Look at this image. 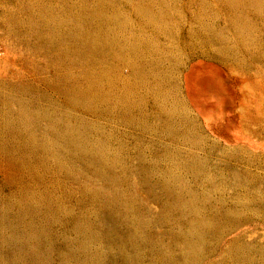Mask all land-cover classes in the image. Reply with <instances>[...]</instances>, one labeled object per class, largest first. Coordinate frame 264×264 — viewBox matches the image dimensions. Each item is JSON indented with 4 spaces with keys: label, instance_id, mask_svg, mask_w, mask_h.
<instances>
[{
    "label": "rangeland",
    "instance_id": "374dc122",
    "mask_svg": "<svg viewBox=\"0 0 264 264\" xmlns=\"http://www.w3.org/2000/svg\"><path fill=\"white\" fill-rule=\"evenodd\" d=\"M0 264H264V0H0Z\"/></svg>",
    "mask_w": 264,
    "mask_h": 264
},
{
    "label": "bare ground",
    "instance_id": "6f19581e",
    "mask_svg": "<svg viewBox=\"0 0 264 264\" xmlns=\"http://www.w3.org/2000/svg\"><path fill=\"white\" fill-rule=\"evenodd\" d=\"M215 82H216V81H215ZM262 88H263V87H262ZM250 89H251V88H250ZM220 91H221V90H220ZM251 92H252V91H251ZM256 92H257V91H256ZM210 94H211V93H210ZM247 94H248V92H247ZM248 95H249V94H248ZM256 95H257V94H256ZM249 96H250V95H249ZM258 97H259V96H258ZM253 98H254V96H253ZM247 99H248V97H247ZM257 100H258V99H257ZM253 101H254V100H253ZM247 102H248V101H247ZM257 102H258V101H257ZM258 104H259V103H257L256 105H258ZM246 105H248V104H246ZM252 105H253V104H252ZM258 106H259V105H258ZM258 106H255V107L257 108ZM255 107H254V108H255ZM251 108H252V107H251ZM241 109H242V108H241ZM258 109H259V108H258ZM252 110H253V109H252ZM245 111H246V110H245ZM241 113H242V112H241ZM254 114H255V113H254ZM242 119H243V118H242ZM243 120H244V119H243ZM245 120H246V119H245ZM248 120H249V119H248ZM217 122H218V121H217ZM220 122H221V121H220ZM236 137H237V136H236ZM241 137H242V136H241ZM241 137H240V138H241ZM240 138H239V139H240ZM236 139H237V138H236ZM242 139H243V138H242ZM244 141H246V140H244ZM244 141H243V142H244Z\"/></svg>",
    "mask_w": 264,
    "mask_h": 264
}]
</instances>
